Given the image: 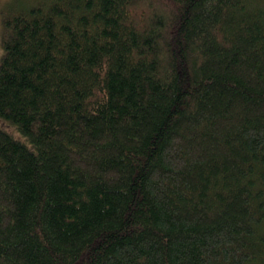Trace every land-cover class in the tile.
Instances as JSON below:
<instances>
[{
	"label": "trees",
	"instance_id": "trees-1",
	"mask_svg": "<svg viewBox=\"0 0 264 264\" xmlns=\"http://www.w3.org/2000/svg\"><path fill=\"white\" fill-rule=\"evenodd\" d=\"M0 22V264H264V0Z\"/></svg>",
	"mask_w": 264,
	"mask_h": 264
},
{
	"label": "rangeland",
	"instance_id": "rangeland-1",
	"mask_svg": "<svg viewBox=\"0 0 264 264\" xmlns=\"http://www.w3.org/2000/svg\"><path fill=\"white\" fill-rule=\"evenodd\" d=\"M11 1L12 0H0V12L5 8L7 3L11 2ZM13 1H18V0H13ZM0 41H1V22H0ZM0 56H1V45H0ZM0 129H2L5 132L9 133L15 139L23 141V137L15 129V127L13 125H8V123L6 121H4L3 119H0Z\"/></svg>",
	"mask_w": 264,
	"mask_h": 264
}]
</instances>
